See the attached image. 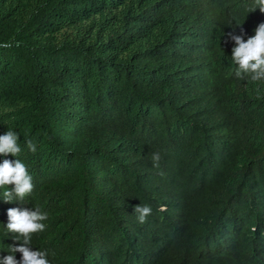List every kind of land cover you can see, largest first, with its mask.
<instances>
[{
	"label": "trees",
	"instance_id": "trees-1",
	"mask_svg": "<svg viewBox=\"0 0 264 264\" xmlns=\"http://www.w3.org/2000/svg\"><path fill=\"white\" fill-rule=\"evenodd\" d=\"M0 264H264V0H0Z\"/></svg>",
	"mask_w": 264,
	"mask_h": 264
}]
</instances>
